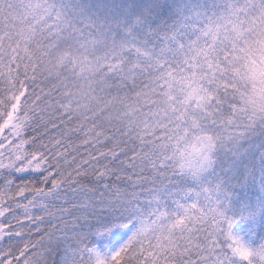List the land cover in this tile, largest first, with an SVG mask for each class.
I'll list each match as a JSON object with an SVG mask.
<instances>
[{"label": "snow or ice", "instance_id": "obj_1", "mask_svg": "<svg viewBox=\"0 0 264 264\" xmlns=\"http://www.w3.org/2000/svg\"><path fill=\"white\" fill-rule=\"evenodd\" d=\"M0 264H264V0H0Z\"/></svg>", "mask_w": 264, "mask_h": 264}]
</instances>
